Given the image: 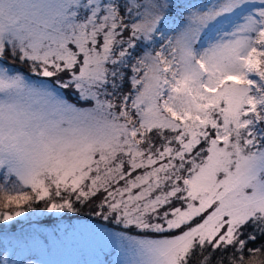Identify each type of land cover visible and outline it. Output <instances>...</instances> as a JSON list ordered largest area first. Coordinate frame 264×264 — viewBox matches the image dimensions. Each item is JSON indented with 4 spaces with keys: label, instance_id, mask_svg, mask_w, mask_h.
<instances>
[{
    "label": "snow or ice",
    "instance_id": "1",
    "mask_svg": "<svg viewBox=\"0 0 264 264\" xmlns=\"http://www.w3.org/2000/svg\"><path fill=\"white\" fill-rule=\"evenodd\" d=\"M84 208L114 230L58 227ZM104 241L264 264V0H0V264Z\"/></svg>",
    "mask_w": 264,
    "mask_h": 264
},
{
    "label": "rangeland",
    "instance_id": "2",
    "mask_svg": "<svg viewBox=\"0 0 264 264\" xmlns=\"http://www.w3.org/2000/svg\"><path fill=\"white\" fill-rule=\"evenodd\" d=\"M70 214V213H69ZM42 213H37L34 217L41 216ZM68 215V214H67ZM38 218V217H37ZM26 219V216L23 218ZM62 218L59 222L58 227L63 229L65 227H74L78 232H83L85 236H91L94 239L99 240L100 235H107L114 229L108 227L104 223H97L96 221L89 220L86 217H76L71 220L65 221ZM57 225H49L42 227L44 231H52ZM90 230H95L99 232V235H93ZM88 258L93 260L102 261L103 264H125L129 258V253L122 249L118 242L104 241L99 244L93 245L88 252Z\"/></svg>",
    "mask_w": 264,
    "mask_h": 264
},
{
    "label": "trees",
    "instance_id": "3",
    "mask_svg": "<svg viewBox=\"0 0 264 264\" xmlns=\"http://www.w3.org/2000/svg\"><path fill=\"white\" fill-rule=\"evenodd\" d=\"M36 214L37 213H33L31 215V217L26 216V219L25 220L24 219H21L19 226L23 227L25 230H28L29 229V223H31L33 226H35L38 223L42 227H45V226L53 225L54 224L52 221L49 220V216H50L49 213H46V212L45 213H42L41 216H37L38 218L37 217H34V215H36ZM81 216L82 217H86L89 220L96 221L97 223H104L105 225H107L106 222H103L99 218L93 216L91 214V209L90 208H84V209H82V211L79 214H71L70 213L68 215H64L63 218L65 219V221H68V220H71L73 218L81 217ZM107 226L110 227L109 225H107Z\"/></svg>",
    "mask_w": 264,
    "mask_h": 264
}]
</instances>
